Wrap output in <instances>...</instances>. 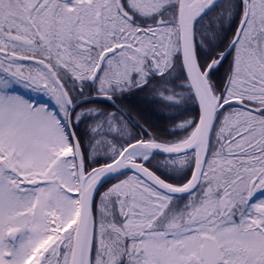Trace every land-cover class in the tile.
Masks as SVG:
<instances>
[{
    "label": "snow or ice",
    "instance_id": "obj_1",
    "mask_svg": "<svg viewBox=\"0 0 264 264\" xmlns=\"http://www.w3.org/2000/svg\"><path fill=\"white\" fill-rule=\"evenodd\" d=\"M0 264H264V0H0Z\"/></svg>",
    "mask_w": 264,
    "mask_h": 264
},
{
    "label": "flooded vegetation",
    "instance_id": "obj_2",
    "mask_svg": "<svg viewBox=\"0 0 264 264\" xmlns=\"http://www.w3.org/2000/svg\"><path fill=\"white\" fill-rule=\"evenodd\" d=\"M138 103V101H136ZM141 108L144 109V114H145V117L147 118L149 115H150V109L148 108L147 105H141ZM133 111L135 112L136 110L133 109Z\"/></svg>",
    "mask_w": 264,
    "mask_h": 264
}]
</instances>
